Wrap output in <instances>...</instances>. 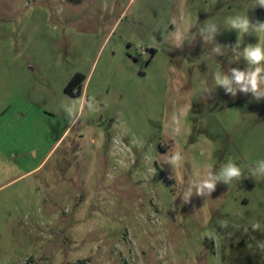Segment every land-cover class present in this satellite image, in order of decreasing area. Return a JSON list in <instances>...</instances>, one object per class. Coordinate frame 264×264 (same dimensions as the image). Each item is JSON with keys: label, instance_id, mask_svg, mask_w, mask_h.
Listing matches in <instances>:
<instances>
[{"label": "rangeland", "instance_id": "rangeland-1", "mask_svg": "<svg viewBox=\"0 0 264 264\" xmlns=\"http://www.w3.org/2000/svg\"><path fill=\"white\" fill-rule=\"evenodd\" d=\"M256 3L0 0V264H264V97L214 80L264 44L227 23Z\"/></svg>", "mask_w": 264, "mask_h": 264}, {"label": "clouds", "instance_id": "clouds-1", "mask_svg": "<svg viewBox=\"0 0 264 264\" xmlns=\"http://www.w3.org/2000/svg\"><path fill=\"white\" fill-rule=\"evenodd\" d=\"M257 5L264 8V0H257ZM227 23L231 26V29L236 30L238 33L246 34L250 33V30L264 32V22L257 21L253 24L248 16L230 17ZM207 33L206 39L215 38L217 33L216 26H208ZM235 47H239V41ZM213 51L217 54L220 53L218 47L214 48ZM243 58L247 62L248 68L245 70L231 68L229 70L230 74H225L224 72L215 74L216 88L222 87L233 98L236 97L238 91L245 95L251 93L252 97L259 101L260 98L264 97V44L258 42L255 45H248L243 49ZM203 91L207 97H212L215 89L205 85ZM181 159L182 157L179 154H173L170 157V162L175 164ZM257 175L264 176V160L256 162L253 176ZM242 176L241 168L233 162L223 165L218 172L208 169L204 175H199L195 182H190L189 187L184 191L181 198L184 203H187L193 193L203 198L209 197L216 191L218 183L229 185L233 180H241ZM222 227H227V225L223 224ZM258 227L259 225H253V230Z\"/></svg>", "mask_w": 264, "mask_h": 264}, {"label": "trees", "instance_id": "trees-1", "mask_svg": "<svg viewBox=\"0 0 264 264\" xmlns=\"http://www.w3.org/2000/svg\"><path fill=\"white\" fill-rule=\"evenodd\" d=\"M77 75H74L70 80L69 82L66 84L65 88H64V91L67 93V94H70V95H74L73 93V87L74 85L77 83Z\"/></svg>", "mask_w": 264, "mask_h": 264}]
</instances>
